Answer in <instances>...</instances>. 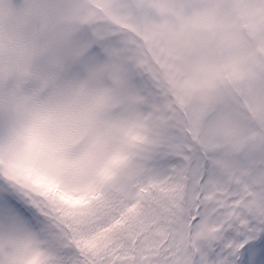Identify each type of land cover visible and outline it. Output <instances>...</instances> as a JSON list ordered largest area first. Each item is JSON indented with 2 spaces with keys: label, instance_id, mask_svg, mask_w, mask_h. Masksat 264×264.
<instances>
[{
  "label": "rangeland",
  "instance_id": "obj_1",
  "mask_svg": "<svg viewBox=\"0 0 264 264\" xmlns=\"http://www.w3.org/2000/svg\"><path fill=\"white\" fill-rule=\"evenodd\" d=\"M18 2L25 6L24 19L15 39L6 40L0 29V53L38 44L50 53L41 71L85 78L104 68L115 94L117 134L107 144L99 142L96 153L64 177L62 187L98 193L102 215L111 211L113 182L127 178L122 171L134 176L136 165L142 182L148 164V179L158 178L166 188L163 201L170 199L173 229L160 223L156 210L143 207L146 226L132 242L120 232L119 244L110 250L112 264H185L188 244L197 256L194 264H235L237 253L254 239L250 234L264 225V0ZM144 33L155 44L151 51L157 61L174 62L167 74L158 72ZM16 76V61L0 60V97ZM158 89L177 100L189 131V154L178 164L189 168L186 187L187 170L179 168L172 188L165 178L170 161L153 146L155 135L169 128L171 114ZM8 134L0 111V143ZM118 166V173L111 172ZM44 205L29 184L0 169V264H29L37 254L42 263H63L66 254ZM182 208L191 211L186 214L191 220Z\"/></svg>",
  "mask_w": 264,
  "mask_h": 264
},
{
  "label": "clouds",
  "instance_id": "obj_2",
  "mask_svg": "<svg viewBox=\"0 0 264 264\" xmlns=\"http://www.w3.org/2000/svg\"><path fill=\"white\" fill-rule=\"evenodd\" d=\"M24 5L0 0V29L6 40L17 36ZM38 44L5 47L0 60L16 61L17 76L0 97V111L9 134L0 143V169L33 187L63 186V179L81 161L96 153L99 142L117 134L112 120L115 94L105 69L85 78L51 76L40 70L49 55ZM29 264H42L40 255Z\"/></svg>",
  "mask_w": 264,
  "mask_h": 264
},
{
  "label": "trees",
  "instance_id": "obj_3",
  "mask_svg": "<svg viewBox=\"0 0 264 264\" xmlns=\"http://www.w3.org/2000/svg\"><path fill=\"white\" fill-rule=\"evenodd\" d=\"M148 42L150 46L155 48V44L153 42H151L150 40H148ZM174 54H178V51H175ZM173 64L174 62L166 58L164 60V57H161V61H159L156 66L161 69L162 72L167 73ZM158 94H160V89H158ZM164 96L169 99L170 93L166 91L164 92ZM178 141L179 137L174 134L170 137H168V135H165L159 142H162L160 144L161 149L166 150L168 152L171 151L173 155V153H176V151L181 146V143H179ZM127 187L128 190H130V194L132 196L135 195V193L139 194L142 191L143 196H149L154 201H156V199H159L160 189L157 188V185L155 190L153 188V185L149 187L148 182L146 180L141 183L138 181V179L133 178L128 181ZM31 188L35 191L38 190V194L40 196H47L50 193H54V195H52L48 200V206L50 207L49 211L52 214V218L57 224H60L65 228L66 233L63 235V240H66V238L68 237L69 240H71L70 237H72V240H74L80 252H84L85 250L88 253H96L97 250H99L100 244L105 245V238L108 237L109 239H111V233L114 235V232L108 230L109 225L111 223L119 225H129L130 218L127 214L132 215L137 212L133 204H130L127 201H123L121 204H119L118 214L116 215V218L115 216L108 215L106 220H101L96 215L91 214L89 216L90 219L88 222V228L81 231L79 218L83 214H85L86 208L80 207L81 205H78L79 200L77 197L73 195H68L67 192L64 191L62 188L61 190L60 188L54 186V183H48L45 187L31 186ZM97 204L98 198L95 197V199L89 201V203L86 205L95 207ZM72 206L75 207L74 211L71 209ZM119 215L122 217L118 220ZM97 223L100 228L97 227ZM100 230H105L106 236H102V238H100L99 236L98 239H95L94 235L96 233H100ZM86 235H89L90 241L89 243H85L83 246L82 239H84ZM92 239L94 240V242L92 241Z\"/></svg>",
  "mask_w": 264,
  "mask_h": 264
},
{
  "label": "snow or ice",
  "instance_id": "obj_4",
  "mask_svg": "<svg viewBox=\"0 0 264 264\" xmlns=\"http://www.w3.org/2000/svg\"><path fill=\"white\" fill-rule=\"evenodd\" d=\"M260 228L261 231L258 234H250L254 236V239L247 242L237 253L240 258L235 260V264H264V225Z\"/></svg>",
  "mask_w": 264,
  "mask_h": 264
}]
</instances>
